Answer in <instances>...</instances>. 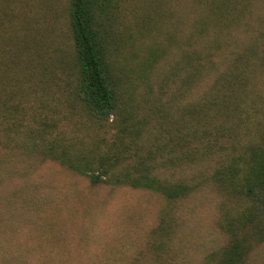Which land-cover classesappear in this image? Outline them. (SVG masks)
Listing matches in <instances>:
<instances>
[{
  "label": "trees",
  "instance_id": "obj_1",
  "mask_svg": "<svg viewBox=\"0 0 264 264\" xmlns=\"http://www.w3.org/2000/svg\"><path fill=\"white\" fill-rule=\"evenodd\" d=\"M33 1L0 0L8 201L27 193L46 210L24 185L50 163L95 186L150 191L166 204L147 250L129 264H192L172 241L176 208L209 189L223 237L199 264H250L264 248V0H122L124 13L121 0H69L72 50L49 60ZM26 219L24 211L16 224ZM1 229L0 219V264H60L62 251L41 257L37 239L13 244ZM62 236L40 235L59 245Z\"/></svg>",
  "mask_w": 264,
  "mask_h": 264
},
{
  "label": "rangeland",
  "instance_id": "obj_2",
  "mask_svg": "<svg viewBox=\"0 0 264 264\" xmlns=\"http://www.w3.org/2000/svg\"><path fill=\"white\" fill-rule=\"evenodd\" d=\"M33 3L36 8L41 7L42 14L32 16L42 28L39 34L42 56L47 60L55 59L61 51H71L69 0H55L54 5H50L51 0H34ZM119 3L122 13L130 8L127 2L121 0ZM143 10L147 15L150 8L145 5ZM34 41L36 43V39ZM154 78L157 80L152 83L159 87L161 74ZM37 175L40 183L31 177L24 190L36 189L40 193L41 199L36 202L47 206L44 211L28 201L31 194L24 193L23 200L8 201L13 197L10 182L0 189L3 199L0 203L1 232L9 236L13 244L18 241L17 245L34 246L37 239L41 257L62 251L53 259L60 264H129L141 251L147 250L151 233L159 223L160 209L166 204L162 197L130 187L95 186L86 177L54 163L48 164ZM218 203L207 189L177 205L178 224L172 241L185 260L192 264L201 263L220 245L223 236L216 225ZM53 205H59L57 210ZM24 211L28 219L21 221L25 226H19L16 221ZM20 228L26 235L14 237V231ZM49 231L62 233L60 245L49 237H40ZM26 264L42 263L31 259ZM250 264H264V248L252 256Z\"/></svg>",
  "mask_w": 264,
  "mask_h": 264
}]
</instances>
